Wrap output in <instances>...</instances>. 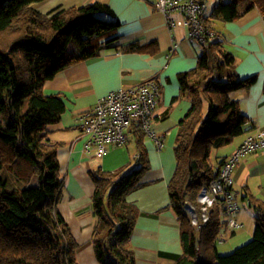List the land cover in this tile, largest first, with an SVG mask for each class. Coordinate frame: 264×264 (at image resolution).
<instances>
[{"label": "trees", "instance_id": "16d2710c", "mask_svg": "<svg viewBox=\"0 0 264 264\" xmlns=\"http://www.w3.org/2000/svg\"><path fill=\"white\" fill-rule=\"evenodd\" d=\"M48 1L0 0V264H79L80 246L58 212L65 187L60 144L49 139V128L61 122L66 105L59 94L45 95L44 88L65 69L111 49L120 22L108 5L97 1L43 13L38 6ZM255 9L264 16V0L220 1L205 19L212 35L205 37L196 68L179 76L180 97L191 108L179 124L177 164L168 186L183 249L174 264H264V199L245 197L256 214L254 234L226 256L217 246L227 226L219 208L212 209L210 222L199 230L186 211L228 159L214 160L213 150L255 129L230 94L249 88L256 78L239 79L238 59L215 27ZM131 136L139 150L135 162L114 172H91L92 246L99 264H136L129 244L139 211L127 198L142 187L150 164L140 125H132L128 141Z\"/></svg>", "mask_w": 264, "mask_h": 264}, {"label": "crops", "instance_id": "0c3cea01", "mask_svg": "<svg viewBox=\"0 0 264 264\" xmlns=\"http://www.w3.org/2000/svg\"><path fill=\"white\" fill-rule=\"evenodd\" d=\"M94 1L108 5L115 13L120 22L118 40L111 49L103 51L99 59L65 69L44 88L45 95L59 94L66 105L61 122L49 128L51 142L60 144L58 161L65 183L58 212L80 246L77 252L79 264H99L92 246L95 185L91 172L98 168L114 172L135 162L139 150L136 139L131 136L134 151L125 145L112 148L101 159L87 157L83 153L84 139L77 127V119L101 97L157 77L162 92L154 119L158 139L145 137L150 170L143 176L142 187L127 198L139 211L129 246L135 254L136 264H174L183 249L180 224L170 206L168 186L177 164L174 148L179 124L191 108V102L180 97L179 76L196 68L204 47L189 41L186 29L179 28L170 33L164 16L154 8L155 0H49L38 7L43 13H49ZM220 1L230 0H207L208 8L211 5L213 11ZM215 27L221 31L227 50L238 59L236 72L239 79L256 78L249 88L232 92L255 129L238 138L233 152L229 151L228 156L223 157L227 159L248 136L264 128V72L260 71L264 69V16L255 9L240 20L216 23ZM173 44L178 45L175 53L171 52ZM94 160L99 161L94 163ZM234 171L235 189L241 205L247 203L245 197L249 194L264 198V150L244 157ZM238 218H245L241 211L235 215L237 221ZM242 223L245 229L246 225ZM237 232L228 231L227 240L236 237ZM250 235H243L239 240L248 239Z\"/></svg>", "mask_w": 264, "mask_h": 264}, {"label": "built area", "instance_id": "2783aa9c", "mask_svg": "<svg viewBox=\"0 0 264 264\" xmlns=\"http://www.w3.org/2000/svg\"><path fill=\"white\" fill-rule=\"evenodd\" d=\"M154 8L164 16L170 33L179 28L186 29L188 40L203 47L206 45L205 37L212 35L205 26L208 16L207 0H155ZM177 49L178 45L173 44L171 52L175 53ZM161 95V86L157 77H154L134 87L101 97L94 107L77 119V127L84 139V155L101 159L112 148L125 146L134 124L140 125L147 137L158 139L154 130V118ZM261 150H264V128L248 136L219 168L218 175L201 189L197 205L188 203L186 211L197 230L210 222L214 207L219 208L223 221L227 222V226L219 234V243L226 241L228 231L244 227L235 219L242 205L235 189L233 173L242 157Z\"/></svg>", "mask_w": 264, "mask_h": 264}, {"label": "rangeland", "instance_id": "374dc122", "mask_svg": "<svg viewBox=\"0 0 264 264\" xmlns=\"http://www.w3.org/2000/svg\"><path fill=\"white\" fill-rule=\"evenodd\" d=\"M208 10H209L208 11V14L210 15L212 13L211 5L208 8ZM101 18H103L105 20H109V19L111 20V18L108 15H104V14L101 15ZM230 96H231V98L233 100H235L234 93L231 92ZM130 138L131 137H129V141H128L129 143L127 145L129 147V149H131L132 151H134L133 150L134 149V144H133V141L130 140ZM237 141H238V138L231 145H229L227 147H224V148H221V149H214L213 152H212L213 159L216 160V158H223L225 156H228L227 155L228 152L229 151H232L233 152V150L235 149V147H236L235 145H236ZM239 147H238V149H239ZM243 159H244V157H242L240 159V161H242ZM98 161L99 160H94L93 162L94 163H97ZM241 185L244 186V183L241 182ZM253 196H256V195H253ZM256 197H258V196H256ZM258 198H261V197H258ZM262 199H264V198H262ZM188 203L189 204L197 205V201H195V203H192V202H188ZM247 207H248V204L247 203L246 204L245 203H242L241 215L243 214L245 218L244 219L243 218L242 219L240 218L241 220L238 218V222H240L241 224H243L242 223V221H243L245 223V225H246V228L243 229V230H241V231L240 230H237L238 231L237 232V235H236L237 239H235L236 237H234V236H231V237L229 236L230 238H228V240L226 242H224V243L217 242L218 251H219V254L221 256H226V255L231 254L234 250H236L240 246L248 243L252 239V235H250V233L252 232L254 234V230H255V215L256 214H255L254 209L253 210L251 208L248 209ZM245 209H248V210H245ZM243 235H246V236L247 235L248 236L250 235L251 237H249L248 239L246 237L245 238H241V241H240L239 239Z\"/></svg>", "mask_w": 264, "mask_h": 264}, {"label": "snow or ice", "instance_id": "6c2138e0", "mask_svg": "<svg viewBox=\"0 0 264 264\" xmlns=\"http://www.w3.org/2000/svg\"><path fill=\"white\" fill-rule=\"evenodd\" d=\"M260 71L264 72V69H260Z\"/></svg>", "mask_w": 264, "mask_h": 264}]
</instances>
